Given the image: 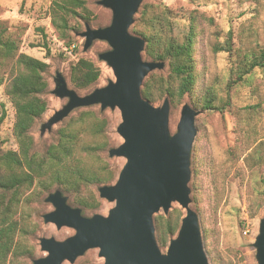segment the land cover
<instances>
[{
	"label": "rangeland",
	"instance_id": "1",
	"mask_svg": "<svg viewBox=\"0 0 264 264\" xmlns=\"http://www.w3.org/2000/svg\"><path fill=\"white\" fill-rule=\"evenodd\" d=\"M84 1L91 12L89 20L70 19V29L61 34L50 22L48 8L51 0H0V33L4 30L11 33L19 41L20 53L48 64L44 74L48 91L43 96L47 101V110L30 131L34 139L33 151L40 155L49 145L56 143V131L70 117L85 110L74 109L49 131L41 134V125L67 103L66 98L51 93L55 88L56 74H61L73 89L68 81L69 67L77 58L82 57L93 61L100 69L96 88L115 80L111 68L98 59L99 54L110 50L107 43L94 41L84 51V38L80 36L85 25L91 29L108 26L112 19L111 10L99 5L100 0ZM142 11L143 16L136 23L139 33L134 34L131 27ZM133 23L129 27V33L133 36L144 40L141 33H152L158 38L171 37L179 42L188 33L190 23L195 26V87L191 95L172 104L169 102L168 114V130L173 135L184 105L198 112L194 118L195 153L193 155L194 151L191 152L189 162L188 208L197 215L208 264H258L253 244L259 233L260 221L264 218V69L255 68L237 81L235 76L238 66L235 65L234 57L251 56L262 47L264 0H143L133 16ZM229 36L236 55L231 57L226 52H215V48L223 46ZM67 42L73 45L74 51L71 53L72 47L66 49ZM43 43L49 50L48 55L45 54ZM141 56L143 61L153 62L144 56L143 51ZM163 64L161 70L150 72L143 82L148 76L166 77L167 63ZM10 69L6 68V71ZM231 78L235 84H229ZM85 93L78 92L79 95ZM165 99L169 100L163 95L148 102L152 107L159 108ZM206 100L211 102L212 109H204ZM90 109L106 118L105 132L111 141L109 148L119 146L123 142L116 133L117 126L122 122L119 110L107 108L101 111L99 105ZM2 112L4 118L0 122V155L17 150L12 135L14 110L4 94V86L0 87V116ZM87 140V137H83V141ZM99 155L111 168H115L117 174L126 163L123 157H108L107 151ZM78 156L87 166L92 163V159L77 152ZM195 163L201 166L196 174L193 172ZM97 188L96 185L89 186V190L98 196ZM53 192L54 189L31 196V203L26 204L28 207L22 206L27 216L24 223L32 230L25 236L33 248L32 258H22L26 264H32L33 260L47 255L40 250L39 239L63 241L75 233L71 228H57L52 223L43 222L42 216L53 211L51 204L44 201ZM61 193L71 202V195ZM113 207V202L101 199L99 209L86 211L83 216L108 217ZM174 210L180 212L181 218L185 215V210L177 202H171L166 215L160 209L152 216L153 226L155 218L166 217ZM168 244L165 247L157 244L162 254H166ZM98 252V249L87 250L73 264H103L104 259L98 256ZM61 264L70 263L63 261Z\"/></svg>",
	"mask_w": 264,
	"mask_h": 264
},
{
	"label": "water",
	"instance_id": "2",
	"mask_svg": "<svg viewBox=\"0 0 264 264\" xmlns=\"http://www.w3.org/2000/svg\"><path fill=\"white\" fill-rule=\"evenodd\" d=\"M143 0H100L99 5L111 10L108 26L91 29L85 25L80 34L86 51L94 41L107 43L110 50L98 59L112 70L114 82L79 96L69 89L61 74L55 76L51 93L66 98L67 103L40 127L43 134L66 118L74 109L100 105V110L117 108L122 122L116 133L123 142L108 151L109 157H123L126 163L115 182L98 189L100 199L113 202L108 217H84L79 208L67 205L61 192L50 193L45 202L53 211L42 216L44 223L57 228L68 227L74 235L63 241L39 239L43 258L32 264H61L75 260L90 249H98L103 264H208L200 234L198 218L188 208L187 183L190 178V154L194 151L198 112L184 105L176 132L168 130L169 103L165 99L154 108L141 97L144 78L161 70L163 62L143 61L144 40L129 33L133 16ZM171 202L185 210L176 235L169 240L166 254L157 245L152 216L160 209L166 215ZM253 244L258 264H264V218Z\"/></svg>",
	"mask_w": 264,
	"mask_h": 264
},
{
	"label": "trees",
	"instance_id": "3",
	"mask_svg": "<svg viewBox=\"0 0 264 264\" xmlns=\"http://www.w3.org/2000/svg\"><path fill=\"white\" fill-rule=\"evenodd\" d=\"M142 13L134 19L131 27L134 34L138 32L136 23L141 20ZM48 14L52 27L61 34L70 29V19L88 21L91 16L84 0H51ZM141 35L145 40L144 56L153 62H166L168 73L166 77L148 76L141 85V97L153 102L166 95L168 103L172 104L191 95L197 76L193 57L195 26L190 23L182 42L171 37L158 38L152 33L143 32ZM18 44L19 41L11 33L5 30L0 33V87L4 86V94L14 110L12 135L17 144L16 151H6L0 155V264H26L22 258H32L33 248L25 237L32 230L24 223L27 216L22 207H28L31 196L53 189L54 192L67 193L71 195V202L66 201L67 205L81 208L83 216L84 212L101 207L99 195L89 190V186H98V192L100 187L112 183L117 174L115 168H111L99 155L106 151L108 155L111 141L105 132L106 118L91 110L92 106L76 108L85 110L70 117L56 131V143L49 145L43 154L33 151L34 139L30 131L47 110V101L43 96L48 91V83L44 79L48 64L20 53ZM66 44V49L73 46L70 42ZM43 45L48 55L49 50L45 43ZM232 46L229 36L223 46L215 48V52H226L232 57L236 55ZM73 51L72 47L69 53ZM234 58L238 66L237 81L255 68L264 69V42L251 56ZM8 67H11L9 72L6 71ZM100 75V69L93 61L79 57L70 65L68 72V81L73 89L65 81L77 95L78 92H87L84 94L87 95L96 89ZM235 80L231 78L229 84H235ZM210 103L206 100L204 109H212ZM3 118L2 112L0 122ZM83 137L88 140L83 141ZM77 152L92 159V163L87 166L80 156L76 157ZM199 169V163L193 164L195 174ZM180 222L178 210L166 217L155 218V238L160 247H165L169 239L176 235Z\"/></svg>",
	"mask_w": 264,
	"mask_h": 264
}]
</instances>
